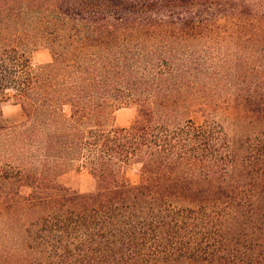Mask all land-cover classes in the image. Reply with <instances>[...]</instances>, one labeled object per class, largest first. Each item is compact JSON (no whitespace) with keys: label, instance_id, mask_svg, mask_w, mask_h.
Here are the masks:
<instances>
[{"label":"trees","instance_id":"1","mask_svg":"<svg viewBox=\"0 0 264 264\" xmlns=\"http://www.w3.org/2000/svg\"><path fill=\"white\" fill-rule=\"evenodd\" d=\"M0 264H264V0H0Z\"/></svg>","mask_w":264,"mask_h":264},{"label":"rangeland","instance_id":"2","mask_svg":"<svg viewBox=\"0 0 264 264\" xmlns=\"http://www.w3.org/2000/svg\"><path fill=\"white\" fill-rule=\"evenodd\" d=\"M31 61L35 65L47 64L51 62L50 52L45 48H36L32 50ZM135 116L133 107H123L115 112V122L119 126H128ZM193 117L199 121L200 115L193 114ZM25 115L20 106L12 101L2 105V120L7 125H14L22 122ZM126 180L132 184L140 181L139 168L135 166L126 167L124 170ZM59 181L74 192L88 193L96 188V180L85 167L75 165L65 171Z\"/></svg>","mask_w":264,"mask_h":264}]
</instances>
